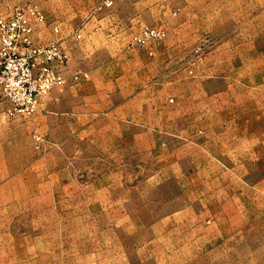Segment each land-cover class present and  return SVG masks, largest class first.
<instances>
[{"label":"rangeland","instance_id":"1","mask_svg":"<svg viewBox=\"0 0 264 264\" xmlns=\"http://www.w3.org/2000/svg\"><path fill=\"white\" fill-rule=\"evenodd\" d=\"M47 2L0 0V16L36 6L44 18L30 20L33 39L48 45L52 32L41 43L34 34L38 24L60 26L52 11L59 16L61 4L51 10ZM177 13L150 20L130 42L146 28L164 31L161 39L129 42L158 68L147 77L148 122L99 116L67 139L60 129L53 137L33 131L37 159L23 170L0 164V264H264V106H256L264 103V43L253 42L256 11L189 12L197 41L181 52L173 50Z\"/></svg>","mask_w":264,"mask_h":264},{"label":"crops","instance_id":"2","mask_svg":"<svg viewBox=\"0 0 264 264\" xmlns=\"http://www.w3.org/2000/svg\"><path fill=\"white\" fill-rule=\"evenodd\" d=\"M47 1L46 5L51 10L55 9L56 0ZM104 1L76 0L73 6L70 0H60V15L52 11V20L60 18L59 31L55 30L58 27L56 22L46 28L45 23L37 25L34 34L37 42L41 43L43 33L52 32L50 36L45 35L48 39H44L43 43L61 42L67 50L70 58L68 75L87 73L88 78L68 83L41 96L39 111L26 123L6 120L8 104L0 98L1 165L15 164L10 169L23 170L37 159L31 153L33 131L53 137L52 132L60 129L64 131L61 138L67 139L75 135L79 137L81 129L78 125L97 121L99 116H107L108 120L119 123L148 122L150 89L147 77L149 67L153 73L158 68L150 62L146 48H131L129 42L144 24L150 23V20L152 24L154 18L162 20L165 12H178L174 19L173 31L178 34L173 50L178 49L179 52L197 41L196 16L189 13L196 11H256V40L253 42L257 47L264 43V0H112L110 7H106ZM204 19L203 15L201 20ZM67 27L74 29L67 32ZM247 36L245 33L242 35L245 42ZM133 74L137 77L136 81L131 77ZM139 96L145 97L143 109L136 104ZM256 106H264V103L260 100ZM162 120L164 117L160 122ZM260 122L264 123V120ZM69 124H76L77 128L70 130ZM120 135L127 137L129 134ZM114 149L112 155L116 163L117 148ZM120 152L125 155V150ZM124 162L119 163L126 164ZM1 169L4 171L6 168L3 166ZM32 199L36 200L35 197ZM177 213L178 210H170L167 214L176 218Z\"/></svg>","mask_w":264,"mask_h":264},{"label":"built area","instance_id":"3","mask_svg":"<svg viewBox=\"0 0 264 264\" xmlns=\"http://www.w3.org/2000/svg\"><path fill=\"white\" fill-rule=\"evenodd\" d=\"M103 4L110 7L113 1L105 0ZM33 18L42 22L44 17L31 5L0 16V98L9 104V116L31 117L40 109L41 96L88 78L87 73L68 75L70 58L61 42L35 43L30 21ZM163 36L162 30L146 28L133 37L130 46ZM34 138L39 144L43 141L39 134Z\"/></svg>","mask_w":264,"mask_h":264}]
</instances>
